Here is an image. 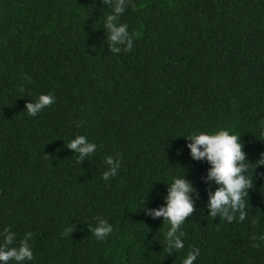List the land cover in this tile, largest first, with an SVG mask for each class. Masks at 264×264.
Masks as SVG:
<instances>
[{"label":"trees","instance_id":"trees-1","mask_svg":"<svg viewBox=\"0 0 264 264\" xmlns=\"http://www.w3.org/2000/svg\"><path fill=\"white\" fill-rule=\"evenodd\" d=\"M115 3L0 0V243L5 229V247L27 239L24 264H182L194 248V264H264V0H131L114 23L134 46L118 53ZM41 94L54 102L30 116ZM219 130L244 144L243 221L209 216L217 185L187 147ZM80 135L97 145L83 159L67 147ZM107 157L119 165L105 181ZM184 173L194 211L176 250L149 213ZM97 218L113 228L104 240Z\"/></svg>","mask_w":264,"mask_h":264},{"label":"clouds","instance_id":"clouds-1","mask_svg":"<svg viewBox=\"0 0 264 264\" xmlns=\"http://www.w3.org/2000/svg\"><path fill=\"white\" fill-rule=\"evenodd\" d=\"M130 2L131 0H116L114 15L107 17L105 27L108 30V39L113 52H120V46H123L125 52L130 51L134 46L133 36L129 34L127 24L114 23L125 12ZM53 102V95L41 94L36 100L26 104V112L30 116H36ZM188 139L192 141L187 145L192 158L208 161L210 164L208 179L217 185V189L208 197L209 216H222L231 222L238 213L239 220L243 221L246 216L245 197H248L252 178L244 174L247 170L246 153L240 136L232 134L228 130H219L214 134L205 132L193 134ZM67 147L77 153L79 159H83L92 154L97 145L80 135L71 139ZM106 162L111 167L103 173L102 178L105 181L110 176L114 177L117 174L119 159L116 164H113L112 157H107ZM260 164L264 165V154H262ZM184 176L185 173L172 179L168 185L165 205L159 209H153L149 213L154 218H164L167 225L166 244L169 248L176 250L184 247L181 239L183 232L180 228L194 211L191 196L195 189ZM89 228L97 240H104L113 231L112 225L102 218H97L95 226H89ZM71 232L70 226L64 230L65 235H69ZM14 237L15 233L5 229L3 243H0V264H7L9 260H14L16 264H24L25 261L33 259V252L27 239L21 240L16 247H5L12 244ZM199 255L198 248L190 250L182 264H194Z\"/></svg>","mask_w":264,"mask_h":264}]
</instances>
